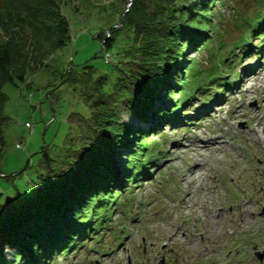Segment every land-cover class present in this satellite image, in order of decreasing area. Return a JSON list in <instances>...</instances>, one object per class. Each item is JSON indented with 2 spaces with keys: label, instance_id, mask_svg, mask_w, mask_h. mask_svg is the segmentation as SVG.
<instances>
[{
  "label": "rangeland",
  "instance_id": "rangeland-1",
  "mask_svg": "<svg viewBox=\"0 0 264 264\" xmlns=\"http://www.w3.org/2000/svg\"><path fill=\"white\" fill-rule=\"evenodd\" d=\"M131 3L64 0L60 13L70 24L67 43L39 61L30 59L25 81L4 85L5 114L10 118L0 151V193L28 191L47 162L64 153L68 138L78 139L86 126L80 114L88 117L91 111L69 72L92 64L95 76L115 80L118 66L125 67L128 59L125 50L133 43V30L122 27ZM259 6L257 0L219 2L215 20L222 32L213 38V51L222 41L229 50L246 36L252 26L245 18L255 16ZM116 25L122 27L116 43L104 49L97 35L108 36ZM252 39L258 49L250 44L251 53L232 62L227 87L205 91L220 79L211 85L205 81L206 87L198 81L192 84L191 93L199 97L181 110L188 109L189 114L178 116L174 126L164 125V132L156 137L160 144L155 150L158 167L151 168L154 174L141 177L128 192L125 186L126 193L101 207L106 216H100L96 240L75 248L58 264H264V255L258 257L264 254V41ZM45 44L52 48L51 42ZM226 50L220 53L223 57ZM235 51L243 48L236 46ZM186 54L203 68L211 66L207 51L188 49ZM227 66L222 72L229 71ZM233 71L240 76L236 78ZM163 90L153 109L162 105ZM210 96L219 98L205 104ZM121 118L146 130L155 122L139 121L128 112H122ZM207 140L215 143L201 149V141ZM128 151L121 148V156L113 155L120 178L121 159L127 160Z\"/></svg>",
  "mask_w": 264,
  "mask_h": 264
},
{
  "label": "trees",
  "instance_id": "trees-1",
  "mask_svg": "<svg viewBox=\"0 0 264 264\" xmlns=\"http://www.w3.org/2000/svg\"><path fill=\"white\" fill-rule=\"evenodd\" d=\"M222 1L132 0L123 14L122 27L133 30V43L125 50L128 59L125 67L118 66L115 80L95 76L92 64H84L80 72L75 68L69 72L70 80L82 88L90 115L80 114L86 126L78 139L68 138L64 153L47 162L28 191L0 193V264H58L75 248L96 240L100 216H106L101 207H107L117 194L128 192L141 177L154 174L151 168L158 167L155 150L160 144L156 137L164 132V125L174 126L178 116L189 114L188 109L181 110L199 97L191 93L192 84L198 81L201 87L220 79L216 87L202 86L205 91L220 92L221 86L229 84L226 76L233 70L232 62L258 48L251 44L252 38L264 41V0H257L261 8L255 16L245 18L252 26L246 36L229 50L222 41L214 52L211 43L216 32H222L221 23L215 20ZM62 2L0 0V151L6 144L5 127L10 118L5 114L8 95L3 87L25 81L30 59L37 61L67 43L70 24L61 16ZM119 28L111 27L108 36L97 35L104 49L114 47ZM48 41L50 49L45 44ZM236 46L243 51L233 52ZM188 49L210 53L211 66L203 68L200 61L187 59ZM224 49L226 57L220 54ZM232 52L235 55L228 57ZM225 66L228 72H222ZM232 74L240 76L236 71ZM214 75L219 76L206 80ZM200 87L197 90L204 93ZM160 90L163 103L153 109ZM218 98L201 99L211 104ZM122 112L134 113L139 121L155 122L152 128L142 129L122 121ZM121 148L130 151L127 160L121 159L120 178L113 155H120Z\"/></svg>",
  "mask_w": 264,
  "mask_h": 264
},
{
  "label": "bare ground",
  "instance_id": "bare-ground-1",
  "mask_svg": "<svg viewBox=\"0 0 264 264\" xmlns=\"http://www.w3.org/2000/svg\"><path fill=\"white\" fill-rule=\"evenodd\" d=\"M201 142H203L204 143V145H201V149L203 148V149H208L212 144H214L215 142H210L209 140H207V141H201ZM201 149H199V150H201ZM120 162V161H119Z\"/></svg>",
  "mask_w": 264,
  "mask_h": 264
}]
</instances>
